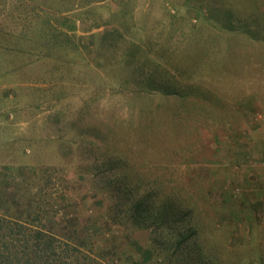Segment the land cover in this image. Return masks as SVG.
Here are the masks:
<instances>
[{
    "label": "rangeland",
    "instance_id": "1",
    "mask_svg": "<svg viewBox=\"0 0 264 264\" xmlns=\"http://www.w3.org/2000/svg\"><path fill=\"white\" fill-rule=\"evenodd\" d=\"M1 185L102 264H264V0H0Z\"/></svg>",
    "mask_w": 264,
    "mask_h": 264
},
{
    "label": "trees",
    "instance_id": "2",
    "mask_svg": "<svg viewBox=\"0 0 264 264\" xmlns=\"http://www.w3.org/2000/svg\"><path fill=\"white\" fill-rule=\"evenodd\" d=\"M4 186H0V264H102L90 254L41 226L40 216L23 213L22 205L11 201ZM123 198V197H122ZM129 198V197H127ZM160 198V197H159ZM155 202L150 197L134 201L126 211L133 224L153 230L155 235L163 226L177 222V213L170 211L165 222L153 216ZM171 205H165L164 209ZM17 207L18 209H14ZM162 214V213H161ZM27 215V216H26ZM40 223V224H38ZM45 224V223H44ZM87 261V262H86Z\"/></svg>",
    "mask_w": 264,
    "mask_h": 264
},
{
    "label": "crops",
    "instance_id": "3",
    "mask_svg": "<svg viewBox=\"0 0 264 264\" xmlns=\"http://www.w3.org/2000/svg\"><path fill=\"white\" fill-rule=\"evenodd\" d=\"M254 97H255V96H251V97H249V99L252 101V102H250L251 106H252L253 104L258 103L257 99H253ZM251 110H252V109H251Z\"/></svg>",
    "mask_w": 264,
    "mask_h": 264
}]
</instances>
